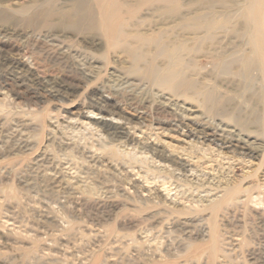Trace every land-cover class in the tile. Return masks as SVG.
Listing matches in <instances>:
<instances>
[{"label":"rangeland","instance_id":"obj_1","mask_svg":"<svg viewBox=\"0 0 264 264\" xmlns=\"http://www.w3.org/2000/svg\"><path fill=\"white\" fill-rule=\"evenodd\" d=\"M72 1L0 0V264H264V34L244 1L121 0L115 44L96 0L63 18ZM96 102L130 140L86 117Z\"/></svg>","mask_w":264,"mask_h":264},{"label":"bare ground","instance_id":"obj_2","mask_svg":"<svg viewBox=\"0 0 264 264\" xmlns=\"http://www.w3.org/2000/svg\"><path fill=\"white\" fill-rule=\"evenodd\" d=\"M234 1V0H233ZM244 2V8L246 10L247 18L250 20V27H252L251 35L255 37H261L264 34V14H263V8H264V0H243ZM97 5L99 8L102 9V16H101V27L103 29V32L108 36V38L111 40L113 44H115L117 41L123 40L127 33L124 31V20L121 17V12L123 11L125 7V2H122L121 0H96ZM136 3L139 7L143 6H151V5H157L162 7V11L170 14H175V12H178L179 10V0H136ZM47 4H45V7ZM88 7L87 0H73L70 5V9L66 13H61V16L68 21L72 23V25L79 26L84 21H87V13L86 9ZM47 9L50 8V4L46 7ZM137 8V9H138ZM136 9V11H137ZM54 10V9H53ZM49 13V12H48ZM238 13V12H237ZM197 18V17H196ZM190 19L186 23L187 25L194 26V20L196 19ZM100 19V17H99ZM210 20V19H209ZM92 21V20H90ZM214 21L212 25H214ZM92 25V24H91ZM90 25V26H91ZM86 28V27H83ZM88 28V27H87ZM148 41V40H145ZM262 45V44H261ZM130 56L134 60H139V56L142 55V53L137 52L136 50L132 49L130 50ZM176 55V54H175ZM4 61V60H3ZM171 62V61H170ZM261 62H263L261 60ZM223 63V62H222ZM15 64V63H14ZM98 65V64H97ZM263 69H264V62L262 63ZM3 67V66H2ZM92 67V66H91ZM234 67V66H233ZM241 67V66H240ZM225 72V71H224ZM111 74V73H110ZM156 74H154L155 76ZM160 80L166 84L167 86H171L173 90L176 91L178 87V83H176V79L178 77L177 72L174 69H170L165 75L160 76ZM156 75V76H157ZM207 75V74H206ZM153 76V77H154ZM232 77V76H231ZM230 77V78H231ZM112 79V78H111ZM112 81V80H111ZM187 81V80H186ZM216 83V82H215ZM232 83V82H231ZM234 85V84H233ZM261 89V88H260ZM217 98V97H216ZM99 99V98H98ZM142 100V99H141ZM102 102V101H101ZM165 103V102H164ZM106 104V103H105ZM112 104V103H111ZM92 106L97 110V113H94L96 115V120H93L91 117L94 116H86L89 120H92L93 123H99L106 127H108L109 134L113 137L116 135H121L120 138L123 139V141L130 140V132H127L123 130L122 122H119L118 120H121V117H115L114 113L111 112L109 109L105 108L103 104L100 102L93 103ZM160 109V108H159ZM164 110V109H163ZM169 110V109H168ZM93 113V111H90ZM119 112V111H118ZM115 119V121H113ZM178 120V119H177ZM122 121V120H121ZM186 121V120H185ZM224 129V128H223ZM196 131V130H195ZM199 131V130H198ZM237 131V130H236ZM207 134V133H206ZM137 135V134H136ZM229 136V135H228ZM111 137V138H112ZM206 137V136H205ZM204 138V137H203ZM214 138V137H213ZM221 139V138H220ZM212 140V139H211ZM191 141V140H190ZM221 142L218 143V145L222 148H231V147H237L239 149H244L243 147H240L239 144H233L229 141L230 144H228V141L220 140ZM117 144V143H116ZM246 147V146H245ZM124 148V147H123ZM232 148V149H233ZM221 149V148H220ZM162 156V155H161ZM166 156V155H165ZM195 158V157H194ZM172 160V159H171ZM228 161V160H227ZM178 166H186L185 163L178 161L176 162ZM62 167V165H61ZM63 169V168H62ZM223 178V176H222ZM65 182L70 186L73 190H79L81 188V180L78 179L76 176L68 175L65 178ZM232 184V183H231ZM231 189V188H230ZM234 189V188H233ZM228 191V190H227ZM223 195V194H222ZM223 197V196H222ZM219 206V205H218ZM214 207V206H213ZM219 211V210H218ZM218 213V212H217ZM211 228V227H210ZM210 231V230H209ZM213 232V231H212ZM212 235L210 236V238ZM210 243V242H209Z\"/></svg>","mask_w":264,"mask_h":264}]
</instances>
